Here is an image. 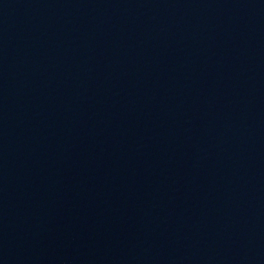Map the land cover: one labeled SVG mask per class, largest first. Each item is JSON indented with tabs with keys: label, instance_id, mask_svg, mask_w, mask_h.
<instances>
[{
	"label": "water",
	"instance_id": "obj_1",
	"mask_svg": "<svg viewBox=\"0 0 264 264\" xmlns=\"http://www.w3.org/2000/svg\"><path fill=\"white\" fill-rule=\"evenodd\" d=\"M0 264H264V0H0Z\"/></svg>",
	"mask_w": 264,
	"mask_h": 264
}]
</instances>
